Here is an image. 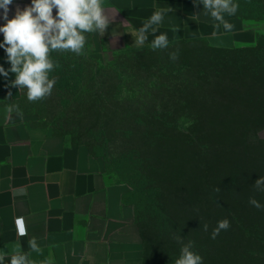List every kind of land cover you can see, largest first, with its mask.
<instances>
[{
	"label": "crops",
	"instance_id": "crops-1",
	"mask_svg": "<svg viewBox=\"0 0 264 264\" xmlns=\"http://www.w3.org/2000/svg\"><path fill=\"white\" fill-rule=\"evenodd\" d=\"M30 5L31 0H13L8 18L17 7ZM102 7L116 15L103 36L85 34L81 63L92 76L90 87L101 101L121 99L124 108L145 106L135 102L149 92L163 121L202 124L205 140L217 141L209 161L234 204L233 211L215 218L230 221L218 235L228 237L212 239L214 226L201 238L207 264H243L247 257L249 264H264V209L235 206L242 201L243 184L248 201L254 197L264 205V192L253 188L264 176V146L258 142L264 140L259 135L264 129V19L225 14L233 30L225 32L221 25L213 37L218 22L193 0H102ZM167 7L172 10L155 35L167 34L169 47L152 50L151 32L143 46L136 45L137 30L157 8ZM2 16L0 9V26ZM171 52H178L177 60L169 58ZM183 106L188 109L180 111ZM7 107L0 104V251L11 253L19 243L33 264H175L163 253L171 239L160 237L159 229L139 228L133 204L124 199L127 190L107 179L96 157L66 135L38 125L34 115L19 119ZM242 139L250 140L244 156L236 141ZM21 188L27 195H14ZM18 216L25 218L27 236H17ZM242 234L252 236L249 245L236 239ZM33 237L39 253L28 246Z\"/></svg>",
	"mask_w": 264,
	"mask_h": 264
},
{
	"label": "trees",
	"instance_id": "trees-1",
	"mask_svg": "<svg viewBox=\"0 0 264 264\" xmlns=\"http://www.w3.org/2000/svg\"><path fill=\"white\" fill-rule=\"evenodd\" d=\"M233 2L235 3L236 0ZM249 4L251 9H262L263 7L258 6L264 4V1L251 0ZM236 13L251 17L239 11ZM83 56L82 53L67 54L62 63L65 64L66 69H71L67 68L71 64L76 65L73 67L75 87L72 96L79 100L76 105L79 108H76L77 115L92 116L91 121L95 124L93 127L97 129L95 131H114L122 133L121 137L144 140L149 154L159 156L155 163L151 161L152 159L150 160L151 165L154 163L156 169H151L152 184L147 192L148 197H144L146 204L140 207L130 202L134 206L136 223L141 230L148 227L156 228L159 229L160 237L171 239L163 247V253L168 262L175 263L179 257L181 244L174 237L181 236L183 243H186L184 242L186 237L194 242L193 250L200 253L203 263L207 264L209 261L205 255V245L200 244L201 238L208 237L205 236L203 225L207 223L209 227L217 226L215 218L219 212L223 215L226 211L234 210V204L228 203L233 198L231 191L226 184L219 182V175L212 167L214 165L216 168V165L210 164L211 158L217 153V141L205 140V133L202 131L204 129L199 122L185 124L179 121H163L165 116L157 114L160 109L156 108L153 100L149 99L152 93L147 92L146 99L142 98L135 102L145 106L135 108L128 106L124 108L121 99L104 98L108 99V102L101 101L97 90L90 87L92 76L89 74V69L82 68L84 66L81 63V57ZM70 72L67 70L64 74L68 76ZM96 76L97 73L94 74V79ZM65 91L69 90L66 88ZM70 95L67 96L70 97ZM113 100L118 106L113 104ZM186 109L188 108L183 106L180 111H186ZM180 113H176L175 116ZM113 123L122 126L115 130L108 129ZM105 124L109 127H105ZM241 141L243 150L248 144L244 139ZM258 142L264 146L262 140ZM157 144L159 146L155 148ZM218 188L220 191H217ZM242 190V201L235 206L241 211H248L251 205L245 194V192L248 193L246 184H243ZM238 237L242 238L245 246L250 244L252 238L247 234L236 236V239ZM244 251L243 255H247L248 249ZM242 263L249 264L248 257Z\"/></svg>",
	"mask_w": 264,
	"mask_h": 264
},
{
	"label": "clouds",
	"instance_id": "clouds-1",
	"mask_svg": "<svg viewBox=\"0 0 264 264\" xmlns=\"http://www.w3.org/2000/svg\"><path fill=\"white\" fill-rule=\"evenodd\" d=\"M13 0H0V9H3L5 23L0 26V33L3 34V48L7 60L11 67L5 70L0 67V75L8 77L9 72L15 74V79L11 81V87L18 90L26 89L29 102L41 101L52 94L56 79L49 78L55 64L50 59L53 51H70L80 55L85 49L86 33L98 32L102 36L105 34L114 16L108 14V10L102 7V0H31V5L23 10L16 8L13 18H8L9 6ZM194 6L202 3L206 14L218 23L214 25L216 30L212 36L218 35V30L223 26L225 32H231L234 25L225 19V14L233 16L238 11L239 5L233 0H193ZM55 15H53V10ZM172 8H157L155 12L146 20L142 27L137 30L135 44L143 46L151 32L155 38L150 47L152 50H163L169 47L167 34L155 35L158 27L164 20V16ZM173 31H178L174 27ZM172 61L178 59V52L169 53ZM12 96L11 91L8 97ZM9 114L15 112L19 119H23V113L15 106L7 107ZM8 119L11 118L9 115ZM253 188L256 191L264 192V176L255 181ZM217 191H220L218 188ZM27 195L26 189H19L14 195ZM248 203L257 208L264 209L259 201L250 197ZM15 226L18 237L28 235L25 218L18 216L15 218ZM209 225H203L204 231H208ZM230 228V221L225 218L217 222V226L211 232V238L215 239L221 231ZM181 244L180 255L175 260V264H203L202 257L193 251L194 242L189 240L183 243L181 236L174 237ZM28 246L31 251L39 253L41 251L36 239L30 238ZM73 254H75L73 252ZM30 253L22 251V246L17 243L11 253L0 251V264H4L6 258H10V264H33L29 259Z\"/></svg>",
	"mask_w": 264,
	"mask_h": 264
},
{
	"label": "rangeland",
	"instance_id": "rangeland-1",
	"mask_svg": "<svg viewBox=\"0 0 264 264\" xmlns=\"http://www.w3.org/2000/svg\"><path fill=\"white\" fill-rule=\"evenodd\" d=\"M250 1L236 0L235 3L239 5L238 11L247 16L264 19V4L258 6L263 7L262 9H251ZM0 43L2 42L0 41ZM67 53L68 51L50 53V59L54 62L55 67L50 72L49 78L56 79L50 96L41 101L29 102L26 89L18 90L16 87H11V81L15 79V74L9 72L8 77L0 75V104L15 105L23 114L34 115L38 125H43L52 132L67 135L72 144L84 146L92 156L101 162L107 179L121 184L127 190L124 199L142 207L146 204L144 197H148L147 192L151 189V169H156L153 164L159 159V156L158 154H149L144 140L121 137L122 133L114 131H95L97 129L93 127L95 124L91 121L92 116L77 115L76 111L79 108L76 105L79 100L72 96L75 87L73 67L76 65L71 64L67 67L71 69H66L65 64H62ZM0 67L6 71L11 67L3 48H0ZM67 70L71 71L68 76L64 74ZM66 88L69 91H65ZM9 91L12 93L10 97H8ZM69 94H71L70 97L67 96ZM121 126L113 123L109 127L108 124H105V127H109L110 130L118 129ZM259 135L264 138V129L260 131ZM236 141L240 142L242 146L241 140ZM248 141L250 140H246V142ZM262 141L264 142V140ZM158 144L155 145V148H158ZM243 151L242 156L246 155L245 148ZM150 160L154 161L153 166Z\"/></svg>",
	"mask_w": 264,
	"mask_h": 264
}]
</instances>
